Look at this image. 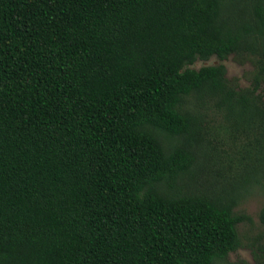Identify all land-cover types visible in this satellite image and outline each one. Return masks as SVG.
<instances>
[{
  "label": "trees",
  "instance_id": "1",
  "mask_svg": "<svg viewBox=\"0 0 264 264\" xmlns=\"http://www.w3.org/2000/svg\"><path fill=\"white\" fill-rule=\"evenodd\" d=\"M257 191L264 0H0V264H235Z\"/></svg>",
  "mask_w": 264,
  "mask_h": 264
},
{
  "label": "rangeland",
  "instance_id": "2",
  "mask_svg": "<svg viewBox=\"0 0 264 264\" xmlns=\"http://www.w3.org/2000/svg\"><path fill=\"white\" fill-rule=\"evenodd\" d=\"M220 62L211 57L207 61L197 60L191 68L199 69L204 66L218 65ZM222 64L226 67V77L229 80H236L240 87L248 86L247 74L252 70L250 64L246 63L240 65L232 56H229ZM217 120V118H216ZM264 206V192L257 191L251 197L247 198L238 208L241 212L250 216L252 222L250 224H240L238 226L239 236L241 238L242 246L228 255V261L241 264L246 262L248 264H254L253 257L250 252V246L254 241L264 238V228L259 224L258 213ZM264 240V239H263Z\"/></svg>",
  "mask_w": 264,
  "mask_h": 264
}]
</instances>
